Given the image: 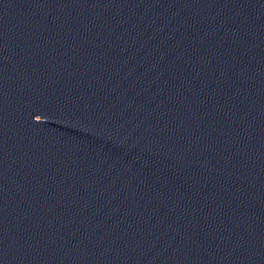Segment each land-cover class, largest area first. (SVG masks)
<instances>
[{
	"label": "water",
	"instance_id": "water-1",
	"mask_svg": "<svg viewBox=\"0 0 264 264\" xmlns=\"http://www.w3.org/2000/svg\"><path fill=\"white\" fill-rule=\"evenodd\" d=\"M0 50L182 264H264V0H0Z\"/></svg>",
	"mask_w": 264,
	"mask_h": 264
}]
</instances>
